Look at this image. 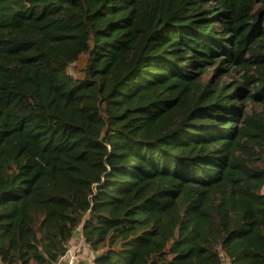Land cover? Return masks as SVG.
<instances>
[{
  "label": "trees",
  "instance_id": "trees-1",
  "mask_svg": "<svg viewBox=\"0 0 264 264\" xmlns=\"http://www.w3.org/2000/svg\"><path fill=\"white\" fill-rule=\"evenodd\" d=\"M255 103L264 0H0V263L264 264Z\"/></svg>",
  "mask_w": 264,
  "mask_h": 264
},
{
  "label": "built area",
  "instance_id": "built-area-1",
  "mask_svg": "<svg viewBox=\"0 0 264 264\" xmlns=\"http://www.w3.org/2000/svg\"><path fill=\"white\" fill-rule=\"evenodd\" d=\"M87 246L89 245L85 242L84 238L76 244L72 243L71 238L66 244V252L55 262V264H83V254Z\"/></svg>",
  "mask_w": 264,
  "mask_h": 264
},
{
  "label": "rangeland",
  "instance_id": "rangeland-1",
  "mask_svg": "<svg viewBox=\"0 0 264 264\" xmlns=\"http://www.w3.org/2000/svg\"><path fill=\"white\" fill-rule=\"evenodd\" d=\"M211 71H212V70H211ZM211 71H210L208 74L205 75V78H206V79H209V78L212 76ZM70 72H71V73H74V68H73V66L70 68ZM234 76H237V75H234ZM223 77L226 78V79L229 78V77H227V76H223ZM251 109H254V110H256V111H264V108H263L260 104H257V103H255V104H251ZM254 163H255L256 165H258V166L263 167V166H264V154H262L261 156H260L259 154H257V157H256ZM80 234H81V233H80ZM77 236H78V235H77ZM78 237H79V236H78ZM80 237H81V236H80ZM223 264H230V262H229V260H228L227 257L224 258Z\"/></svg>",
  "mask_w": 264,
  "mask_h": 264
},
{
  "label": "crops",
  "instance_id": "crops-1",
  "mask_svg": "<svg viewBox=\"0 0 264 264\" xmlns=\"http://www.w3.org/2000/svg\"><path fill=\"white\" fill-rule=\"evenodd\" d=\"M80 233H81V234H80ZM77 235H78L79 237H78ZM80 236H81V237H80ZM82 238H83L82 230H81V229H78V230L75 232L74 236L72 237V243L76 244V243L80 242V240H81ZM91 261H92V252H91L89 246H87V247L85 248V252H84V254H83V260H82V263H83V264H87V263H89V262H91Z\"/></svg>",
  "mask_w": 264,
  "mask_h": 264
},
{
  "label": "water",
  "instance_id": "water-1",
  "mask_svg": "<svg viewBox=\"0 0 264 264\" xmlns=\"http://www.w3.org/2000/svg\"><path fill=\"white\" fill-rule=\"evenodd\" d=\"M1 264V263H0Z\"/></svg>",
  "mask_w": 264,
  "mask_h": 264
}]
</instances>
